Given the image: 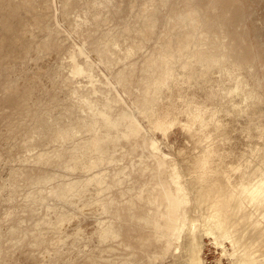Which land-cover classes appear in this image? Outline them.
<instances>
[{
    "label": "rangeland",
    "instance_id": "374dc122",
    "mask_svg": "<svg viewBox=\"0 0 264 264\" xmlns=\"http://www.w3.org/2000/svg\"><path fill=\"white\" fill-rule=\"evenodd\" d=\"M229 87L252 96L237 122L224 117L240 151L244 122L264 124V0H0V264L163 254L152 221L171 164L192 197L212 186L191 174L202 147L188 116L167 130L149 118L186 96L215 106ZM131 109L143 129L126 136ZM212 240L199 236L204 263L231 264L229 241Z\"/></svg>",
    "mask_w": 264,
    "mask_h": 264
},
{
    "label": "bare ground",
    "instance_id": "6f19581e",
    "mask_svg": "<svg viewBox=\"0 0 264 264\" xmlns=\"http://www.w3.org/2000/svg\"><path fill=\"white\" fill-rule=\"evenodd\" d=\"M225 90L223 101L215 106L186 96L178 109L167 108L159 116L149 118L151 128L167 130L179 120L180 114L188 116L187 127L202 147L200 144L197 146L201 150L200 159L195 162L191 174L197 175L202 185L212 186V189L204 190L198 187V190L195 189L198 194L192 197L188 186L189 175L181 171L177 162L171 164L169 176L175 189L164 192L166 210L162 209V203L156 201L159 214L152 221L157 238L165 240L167 247L163 254L149 256V264H156L168 253L174 256L170 264H205L198 245L200 234L210 235L212 241L220 245L229 241L231 264H264V142L261 141L264 139V124L249 125L248 121L244 122L241 134L251 140H244L247 143L244 142L243 146L247 144L246 147L237 151L239 145L230 144L233 133L226 127L230 122L241 119L252 96L245 95L239 87ZM98 111L106 114V111ZM225 116H230V122H227L228 117L227 121L224 119ZM120 122L125 126L126 136L143 129L136 109L125 111ZM213 124L216 131L222 132L221 141L211 139L213 134L209 130ZM222 128L225 129L220 130ZM153 147H158V144L153 143ZM240 147L243 148L242 145ZM233 155L235 159L227 160ZM218 174L223 175L222 180L215 179ZM191 200L196 202L197 212L193 215L189 209Z\"/></svg>",
    "mask_w": 264,
    "mask_h": 264
}]
</instances>
